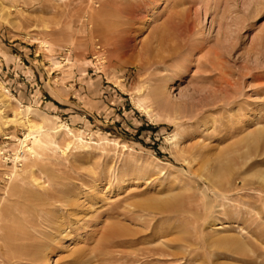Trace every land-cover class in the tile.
<instances>
[{
  "label": "rangeland",
  "instance_id": "1",
  "mask_svg": "<svg viewBox=\"0 0 264 264\" xmlns=\"http://www.w3.org/2000/svg\"><path fill=\"white\" fill-rule=\"evenodd\" d=\"M158 2L130 23L104 16L109 0H0V202L26 179L62 192L52 227L38 226L35 264H71L102 241L120 252V239L129 260L112 264H264V0ZM171 9L191 17L193 47L152 75ZM128 26L135 50L116 43ZM207 57L213 73L199 68ZM220 73L250 112L175 114L201 111ZM147 94L150 115L134 102ZM28 124L55 137L56 160L35 162L33 140L22 147ZM151 249L161 253L136 256Z\"/></svg>",
  "mask_w": 264,
  "mask_h": 264
},
{
  "label": "bare ground",
  "instance_id": "2",
  "mask_svg": "<svg viewBox=\"0 0 264 264\" xmlns=\"http://www.w3.org/2000/svg\"><path fill=\"white\" fill-rule=\"evenodd\" d=\"M158 6H159L158 0H109L108 7L107 6L103 7L102 11L104 16L109 15L108 13L110 12L111 14L109 16L119 17L121 19L126 18L131 23V22L143 20L144 14L146 13L147 9H150V11H154L155 7ZM171 11H172L171 14L167 17L164 24L165 25L164 29L167 30L166 32L168 34L161 35V39L158 40V45L162 51H160V53L154 54L155 56H152L151 60H149L150 62H147V65H145L147 67L146 70L151 72L152 75H155L157 72H159L161 68L163 69L162 71H166V72L171 71L170 63L177 64L179 63V61L181 63L180 59H182V55L186 51L188 52L193 47L191 43H192V39H194V37L196 36V32L194 30L195 27L193 25L191 17L185 13L176 12L173 9H171ZM152 15H154V18L157 17L155 12H153ZM129 26L120 33H118L119 35H116L118 37L115 38L117 40L116 43L117 42L118 44L120 43L123 49L130 48L131 50L132 48L134 49V44H133V39L131 38L132 32ZM118 30L116 29V31ZM151 54H153V52ZM191 58L192 56H186V59H184L183 63L190 62L192 60ZM199 68L203 71L202 73H213L214 72L213 70L217 69V62L211 61V59L207 57L206 59L199 61ZM220 75H221V79H220L221 82H218L219 83L218 88H221V90L220 91L217 90L219 92L215 91L214 95L212 94L213 93L212 92L207 96L206 100L209 99L211 101L208 104L203 105L201 111L197 112V114L196 112L194 113V108H195L194 104L192 105L193 107H188V106L182 107L180 105L179 107L172 108V110L175 111V114L177 116H181L182 119H187L188 121H191L193 116L195 115L199 116V114H204L206 110L213 111L215 109L229 108L230 110L229 112L231 113L232 111H234L235 108H238L240 110L244 109L245 112L247 111L250 112L253 104L247 103L243 107V104L239 100H237L238 99L237 95L235 93L233 94L230 93L231 90L228 88V84L226 83L227 87L223 86L225 85L226 80L224 79L223 73H220ZM140 97L138 96L137 100L134 99L136 106L138 107L139 110L146 112V114L150 115L149 111H146L147 108L145 107V104L150 99V95L147 94L143 98ZM27 120L28 123H32L30 119ZM31 125L34 126V124ZM28 128H29V134L25 137V140L21 141L22 147L27 146L28 141L33 140L32 142L33 147L27 149V153L29 152L31 158L35 162H39V163L41 162L43 163L47 161L46 159L49 160L52 159L49 156V153L56 154L57 151L60 150L59 149L60 145L59 143L58 144L56 143L57 141L55 140V137L50 134H45L41 138L40 136L37 135V133L35 134L33 132V127L30 126V124H28ZM63 128L66 136L68 137L74 136V131L70 129L67 125L64 126ZM75 140L79 144L83 143L82 139L76 138ZM17 159L19 160V157H17ZM52 160H56V159H52ZM185 162H187L188 165L191 164L190 160L186 159ZM16 173L18 174V172ZM16 179L19 178L17 177ZM20 179L22 180V178ZM26 182L27 183L23 182L21 184V187L16 186L17 189L20 187L21 190L20 193H18V195L16 196L17 197L16 199L8 200L7 202L3 200L0 202V264H35L34 261L37 257L34 254V249L36 250L37 248L41 247L40 241L36 239L37 236L42 233L38 229V226L40 228H43L44 230L45 229L48 230L52 227V224H54L53 218L51 216V205L53 203H59L60 194H62V192L60 193V191L58 190H57L58 192H56L55 191L56 188L54 184L51 182H49L48 186H46L47 183L45 186L44 184L34 185L33 182L28 183L27 179ZM37 182L39 183V181ZM17 189L16 191H18ZM16 191H14V193H16ZM13 208L20 210L21 212L20 217H18V215H16L15 213L11 212V210L13 211ZM32 211H36V214L31 215L30 213ZM22 224L27 225V227L18 228ZM109 235L110 234L108 231L105 233L104 238L106 239V236ZM113 236L114 235L111 234V237ZM107 240L106 241L109 242L110 239ZM120 240H118L119 243L117 245H114V243H112L114 247H120L121 250L120 252L115 250L106 252L107 247L103 249L104 246H102L103 243L102 241L100 246L97 247L100 249H96L95 247L93 248L95 249L94 251L82 250L79 253H77V256L70 263L88 264L94 258L97 259L99 262L102 263L109 262V264H112L113 261H118V260L122 261L124 260V258H126V260L128 261L129 259L127 258L129 256V253L126 251L127 250L126 247L123 246V241L120 242ZM122 248L125 249L123 250ZM117 253L119 254L118 259H116ZM160 253H161L160 249L158 250L151 249L143 254H136V256L143 255L144 257H148V256L153 257V255H158ZM131 261L133 263L137 262L135 260H131Z\"/></svg>",
  "mask_w": 264,
  "mask_h": 264
}]
</instances>
